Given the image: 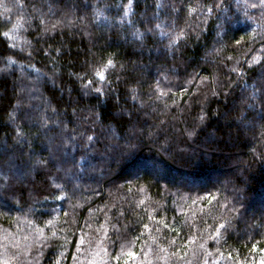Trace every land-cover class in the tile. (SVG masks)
Returning a JSON list of instances; mask_svg holds the SVG:
<instances>
[{"label": "trees", "instance_id": "trees-1", "mask_svg": "<svg viewBox=\"0 0 264 264\" xmlns=\"http://www.w3.org/2000/svg\"><path fill=\"white\" fill-rule=\"evenodd\" d=\"M127 3L0 0V264H262L264 5Z\"/></svg>", "mask_w": 264, "mask_h": 264}, {"label": "snow or ice", "instance_id": "snow-or-ice-1", "mask_svg": "<svg viewBox=\"0 0 264 264\" xmlns=\"http://www.w3.org/2000/svg\"><path fill=\"white\" fill-rule=\"evenodd\" d=\"M132 3H133V0H128V3L124 6V7H125V14H126V15H127V13L131 10V5H132ZM261 4L264 5V0H261ZM216 6H217V7H220L221 5H220V4H217ZM251 7H256V5H251ZM5 11H8V9H7L6 7H5ZM211 11H212V9H209V12H211ZM18 26H19L18 24L13 25V29L17 28ZM157 27H159V25H157ZM8 35H9L8 32H5V33H4V36L7 37ZM137 35H139V33H137ZM241 39H244V37H241ZM236 43L239 44V43H240V40H237ZM253 60H255V57L253 58ZM9 62H11V57H9ZM111 65H112V61L109 60V61L107 62L106 67H107V66H111ZM235 70H236V69H233V71H235ZM96 76H97L101 81L105 80V74H104L102 71L97 72V73H96ZM87 83H88V84H91L92 82H91V81H88ZM95 91H97V92L99 93V92L101 91V89H100V88H96ZM173 102H175V101H173ZM201 120H203V116H201ZM191 135H192V133L189 132V136H191ZM87 139H88L89 141H92V140H93V137H92V136H88ZM56 187L59 188L60 186L57 185ZM49 223H51V221H49ZM145 227H147V225H145ZM165 227H167V225H165ZM201 247H203V245H201ZM130 255H134V254H133V253H130ZM262 264H264V262H262Z\"/></svg>", "mask_w": 264, "mask_h": 264}, {"label": "clouds", "instance_id": "clouds-1", "mask_svg": "<svg viewBox=\"0 0 264 264\" xmlns=\"http://www.w3.org/2000/svg\"><path fill=\"white\" fill-rule=\"evenodd\" d=\"M103 15H104L103 12H100V11H97V12H96V16H97L98 19H99L100 17H102Z\"/></svg>", "mask_w": 264, "mask_h": 264}]
</instances>
